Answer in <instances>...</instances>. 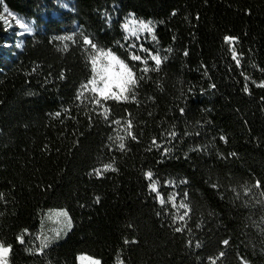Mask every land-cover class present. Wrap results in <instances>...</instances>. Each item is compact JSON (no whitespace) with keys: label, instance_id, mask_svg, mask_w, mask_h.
I'll return each mask as SVG.
<instances>
[{"label":"trees","instance_id":"16d2710c","mask_svg":"<svg viewBox=\"0 0 264 264\" xmlns=\"http://www.w3.org/2000/svg\"><path fill=\"white\" fill-rule=\"evenodd\" d=\"M5 6L33 31L12 35ZM0 15L8 264H78L82 255L101 264H264V0H4ZM130 21H151L154 32ZM100 50L135 72L127 101L91 91L92 57L108 64ZM149 53L162 63L145 73L156 67ZM51 211L71 220L60 241L43 238Z\"/></svg>","mask_w":264,"mask_h":264},{"label":"snow or ice","instance_id":"6c2138e0","mask_svg":"<svg viewBox=\"0 0 264 264\" xmlns=\"http://www.w3.org/2000/svg\"><path fill=\"white\" fill-rule=\"evenodd\" d=\"M4 0H0V4H3ZM3 12L7 13L9 16H12L13 14L11 12H9L8 8L5 6L3 8ZM175 14V13H173ZM5 17L3 15H0V20H4ZM16 23L20 26V28H23L27 31H32L31 28L28 27V25L23 21V20H16ZM130 23L133 24H139V31H147V32H154V29L151 27L152 22L148 21V22H144V21H130ZM124 28L126 31H130V34L132 36H137V29L133 28L131 30H129V25L126 23L124 25ZM138 38V37H137ZM61 39H71V37H62ZM152 39L155 40L156 37L155 35L152 36ZM235 38L232 37H226L225 40L228 43H231L232 40H234ZM85 43L91 45V47L93 49L96 48V45L92 43L91 40L85 38ZM132 47H136L135 44L132 45ZM142 47V46H141ZM143 51H148L147 49H142ZM170 51V49H169ZM100 54H102L107 60H108V64L103 66V67H98L97 66V61H98V56L94 55L92 57V65H93V78L89 81V84L92 85L91 91L93 93L98 94L99 97H101L103 100L107 101L109 99H113L116 101H127L129 99V96L127 95V93L132 91V88L130 86H135L138 84V80L136 78V74L135 72L132 70L131 67H129V65L127 63H125L123 60H120L115 54L111 53L110 51L108 52H104L103 50H100ZM185 55H187V53H185ZM149 56L151 58L152 61L155 62L156 67L155 68H149V67H145L143 69V71L146 73L148 71H158L159 70V66L162 63V58L159 56V54H151L149 53ZM132 60L134 61H142L145 65H147L148 60L147 58L143 59L141 58V56L133 54L130 57ZM163 59H167V57H164ZM233 59H236V54L235 52H233ZM237 63L239 64V60H237ZM113 65H118L120 68L119 72H113L112 68ZM98 78V79H97ZM143 77H141L142 79ZM98 83H102V87H98ZM88 84H85L84 87L88 88ZM257 87H264V83L258 84ZM113 88L118 89V92H114ZM247 90V89H245ZM81 95H83V93H81ZM134 95V93H133ZM96 103L99 104L100 100L97 99ZM107 111V109L105 110ZM57 115H59L57 113ZM107 118V117H105ZM116 123H119V121H116ZM128 128H131V122H128ZM171 136H175V133H170ZM133 139H135V137H133ZM222 139H224L222 137ZM124 144L120 143L119 148L121 150H124ZM110 165L105 166V169L107 170V168H110ZM114 170V169H113ZM147 177L151 180L153 174L151 172H148ZM158 181H153L151 188L153 191H157L156 185H157ZM259 182H257L256 185H254V187H259ZM157 195H159V193L157 192ZM261 195H264V192L261 193ZM98 202V200H97ZM160 203L163 205L164 203H166V201L161 198ZM180 208H185L187 209V205L184 203H181L179 205ZM57 215H62L67 217V212H60L57 213ZM180 219H183V216L180 217ZM71 226V221L70 218L68 219V227L70 228ZM177 231H181V229H176ZM57 236H59V232L57 233ZM18 240L20 243H24V239L23 236L18 237ZM127 242V241H126ZM225 244L228 243V241H224ZM47 243H43L42 247H41V251L44 247H47ZM197 247H199V245H197ZM11 252V246H5L2 242H0V264H8V257L9 254ZM221 256L223 255V253L220 254ZM80 259L83 261L85 259H87L89 261V264H100V262L98 260H94L91 257H84L81 256ZM120 264H123V262L121 261ZM213 264H215V262H213Z\"/></svg>","mask_w":264,"mask_h":264},{"label":"rangeland","instance_id":"374dc122","mask_svg":"<svg viewBox=\"0 0 264 264\" xmlns=\"http://www.w3.org/2000/svg\"><path fill=\"white\" fill-rule=\"evenodd\" d=\"M5 17L9 22V27H10V31L12 35L15 34L18 38H20V37L30 34L33 31V24L26 21L25 19L17 15H14V14L12 16H9L7 13H5ZM16 20H23L28 25V27L32 29V31L29 32L23 28H20V26L16 23ZM112 71L119 72L120 71L119 66L113 65ZM60 212H64V211H51V212L46 213L42 218L43 238L47 241H52V242L60 241L66 236L67 232L70 230V228L68 227L69 215L67 214V217L62 216V215H57V213H60ZM58 232H59V236H57ZM82 256L90 257L87 255H82ZM80 257L81 256H79L78 258V264H89V261L87 259L82 261ZM94 260H97V259H94Z\"/></svg>","mask_w":264,"mask_h":264}]
</instances>
